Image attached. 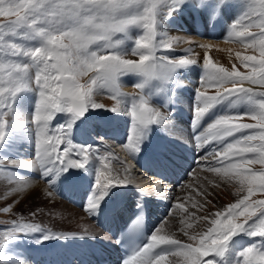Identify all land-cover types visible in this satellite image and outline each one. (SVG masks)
Listing matches in <instances>:
<instances>
[{
    "label": "snow or ice",
    "instance_id": "6c2138e0",
    "mask_svg": "<svg viewBox=\"0 0 264 264\" xmlns=\"http://www.w3.org/2000/svg\"><path fill=\"white\" fill-rule=\"evenodd\" d=\"M231 0H0V264H24L12 251L27 237L47 240L95 239L82 233L53 231L31 217L16 213L36 181H43L48 199L59 197L56 182L69 169L87 170L95 161L94 185L83 213L94 219L114 189L133 185L131 169L109 149L77 144L73 127L86 114L99 110L130 117L127 141L121 145L135 163L153 126L170 132L172 112L153 107L144 89L150 81L179 85L177 73L190 66L202 68L193 108V143L203 153L193 179L180 184L183 196L174 199L173 218L178 228L163 220L137 244L121 264H264V0H244L245 10L230 25L224 41L241 46L232 66L213 61L211 43L194 45L192 39L162 30L185 4L218 12ZM163 13V15H162ZM183 44V52L176 49ZM195 47L205 49L201 62ZM142 77L135 93H124L120 78ZM87 78V79H85ZM107 90L112 105L96 97ZM28 94L36 101L25 110ZM171 100L176 90L168 88ZM230 101L244 105L243 112L218 116L202 131V119L217 105ZM60 115L65 123L54 124ZM247 121V122H245ZM30 144V158L19 153ZM119 161V166L113 163ZM25 173H37L34 179ZM164 180L153 185L162 192ZM231 188L234 200L218 205L215 189ZM141 196L151 192L139 191ZM9 194H11L9 196ZM141 215L129 226L138 230ZM215 209V210H213ZM236 237L251 243L234 250ZM119 242V241H117ZM11 246V248L9 247Z\"/></svg>",
    "mask_w": 264,
    "mask_h": 264
},
{
    "label": "bare ground",
    "instance_id": "6f19581e",
    "mask_svg": "<svg viewBox=\"0 0 264 264\" xmlns=\"http://www.w3.org/2000/svg\"><path fill=\"white\" fill-rule=\"evenodd\" d=\"M226 13H230L233 10L232 6H229L225 9ZM162 30L168 32L172 36H179L183 38H189L192 39L194 42V45H198L201 43H211L213 45L211 50L208 51V55L213 59L214 62L218 64H227V62L232 61L235 59L236 53L240 52L241 54H251L249 52H245L244 49L233 43H227L224 41V36L226 35L227 31L229 30L226 22L224 24H219L217 27L213 26L211 28V33H217L220 36V39L213 40L208 39L205 37H191L186 35L185 32H180L179 30H175L174 32L171 31V26L167 27L166 25L161 24ZM176 33V34H174ZM204 33H207V30H204ZM186 46L188 44H183L181 46ZM205 49L195 47V53L197 56L202 57L205 55ZM196 56V57H197ZM197 68L193 67L187 71V74H189V77L192 78V81L190 82L191 86H194L197 83V76L195 75ZM202 71V70H201ZM198 70V73L201 72ZM202 73V72H201ZM179 79H181V75L184 76L185 73L178 71L177 73ZM128 78L121 79V88L125 91H131L134 87L130 86V82L128 81ZM134 82V80H131ZM155 85L152 84L149 89H146L147 91H150L152 93V98L157 103L164 105L167 107L168 104V95L165 92H162L159 90H154ZM196 87H194L195 89ZM227 104H229V101H226ZM230 105V104H229ZM30 106V105H29ZM28 104H25V110L27 113L31 114V109H29ZM223 106V105H222ZM225 106V105H224ZM225 108V107H224ZM224 108H221V106L216 107V113L222 111ZM193 109H191L192 111ZM193 116V115H192ZM104 117L100 116L92 121L91 120L87 123H84V125H78L73 127V131L75 132V135L78 137H82L85 133L81 128H87L92 127L94 123L99 122L104 123L103 129H110V131L113 132V136L119 140L122 138L123 134L125 133V129L127 128L126 117H119V116H113V117ZM67 117L64 116L63 119H60L61 122L65 123ZM107 119V120H105ZM173 121L170 132H166L161 130L159 127L153 126L151 135L149 136L148 140V146L147 147H154V144H158L163 138L172 137L175 138L179 142H187V143H193V136L191 134V130L193 131V121L191 122H177L175 119H172ZM117 122L121 125L124 123V128L120 129V127L117 125ZM212 123V122H211ZM210 123V124H211ZM188 126L187 128L185 127ZM208 124H205V127H207ZM204 127V128H205ZM87 130V129H86ZM109 143H111L109 141ZM162 143V142H161ZM145 146H142L141 151L139 155L135 159V163L131 160H128L125 157L126 162L128 163L130 169H131V179L133 182L132 186L129 184L126 188L123 189H114L115 195L109 199L106 203L101 205V213L109 211L112 207L117 205L120 200L122 201H128L131 204L135 203V200L131 195H139L140 190L142 189L145 193L151 192L152 194L158 193L155 192L153 189V185L159 182V180L152 178L151 176L145 175L142 171H140L139 166L137 165L136 161L138 160L139 156L144 154ZM33 153V147L30 144H24L21 146L19 153H8V155L13 156L15 158L17 155L23 156L24 158H30ZM116 166H119V163L116 161H113ZM96 168V162L93 161L89 166L87 170H79V169H69L66 173L60 176L56 182V190L59 194V197H54L53 199H48L44 195V189L45 185L43 181H36L32 184L31 189L29 190L26 198L22 197L21 202L16 207L18 209H26L29 212L32 210H35L37 212V216L41 217L43 220V227L51 228L53 231H71L76 233H82L84 230H87L88 233H91L94 235V237H97L99 234L104 235L103 232L99 230L96 226V219L101 217L97 216L94 219L89 218L87 215L83 213L84 206L80 207L73 203H70V199L72 195H81L79 199L83 198V189L85 190V181L88 182V184L92 187L94 185V172ZM195 170V169H194ZM193 170V171H194ZM191 173V172H190ZM190 173L188 178L183 182L186 183L190 179ZM25 175L31 176L34 179H39V175L37 173H25ZM89 192V193H90ZM11 194H9L10 196ZM181 196V194H177V196ZM218 205H223L221 203L216 202ZM164 220L169 221V228L172 230H176L178 228V219L173 218V211L170 210L169 214ZM39 223V222H38ZM87 240H95V239H89L85 238ZM247 240L245 237H239L234 239L235 245L234 250L236 251L244 244H247L245 241ZM73 241H77L76 239H68V240H47L42 243H37L32 238H21L16 243L20 247L19 250H12L13 252L17 253L20 257V259L24 262V264H38L40 257H42L43 261H45L49 256V259L45 261L46 264H59L60 259H58V252L61 250L60 248L62 246H67L65 249L72 247ZM82 248V246H79ZM83 249V248H82ZM65 253V259L68 260L72 254V252ZM53 252L55 253L53 255ZM55 261H52L53 258H55Z\"/></svg>",
    "mask_w": 264,
    "mask_h": 264
},
{
    "label": "rangeland",
    "instance_id": "374dc122",
    "mask_svg": "<svg viewBox=\"0 0 264 264\" xmlns=\"http://www.w3.org/2000/svg\"><path fill=\"white\" fill-rule=\"evenodd\" d=\"M230 3H234V4H236V6H237V13L236 14H234L235 16L233 17V21H235L242 13H243V11L245 10V2H244V0H231V2ZM183 9V8H182ZM162 15H163V13H162ZM167 19H163L162 20V23H163V21H166ZM4 21L3 20H0V23H3ZM174 34H176V33H174ZM217 35H219V34H217ZM220 36V35H219ZM205 38H207V37H205ZM208 39H211L210 37L208 38ZM188 47H190L189 45H184V46H180L179 48H177L176 49V51L177 50H181L182 52L184 51V50H186ZM251 53V52H250ZM252 54V53H251ZM197 59H199L201 62L203 61V58H204V56H202V57H199V56H197L196 57ZM238 63V61H235V59H233L232 61H230V62H227V64L225 63V64H220V65H222V66H225V67H231L232 66V64L233 63ZM85 79H87V78H85ZM121 79V78H120ZM160 91H162V92H166V89H165V87H164V85H163V87H162V89H160L159 90V92ZM197 94V93H196ZM196 96V95H195ZM36 96L34 95V94H28V97H27V100H26V102H25V104H28V106H29V109H31V111L33 110V105H34V103H35V101H36ZM96 100H97V102H99V103H104L106 106H111L112 105V103H113V101L109 98V94L107 93V90H103L102 91V93L100 94V95H98L97 97H96ZM161 105V104H160ZM164 106V105H163ZM239 106H243V105H239ZM165 107V106H164ZM245 107V106H244ZM165 108H167V107H165ZM112 115H115V116H117V115H119V114H116V113H113V112H111V111H104V110H99L98 112H91V111H89V115H87L85 118H83L82 120L84 121H86V119H87V121L85 122V123H87V122H89L90 120L92 121V120H94V118L95 117H100V116H102V117H106V116H109V117H112ZM120 116H125V115H120ZM62 117V118H61ZM89 117H93V118H89ZM128 117V116H127ZM60 118L61 119H63L64 118V115H60V116H58L54 121H53V123L54 124H57V123H63V122H61L60 121ZM130 118V117H129ZM82 120H78L77 122H76V125L75 126H77L79 123H80V121H82ZM92 122H94V121H92ZM212 122V121H211ZM210 122V123H211ZM245 122H247V121H245ZM83 123V122H82ZM209 123V124H210ZM84 124V123H83ZM95 124V123H94ZM208 124V125H209ZM82 125V124H81ZM127 138H128V136H127ZM72 139H73V141L75 142V143H77V144H81V143H79V141H76L75 139H74V135H73V133H72ZM113 152H115L116 153V155L117 156H119V152H121V149H120V146H115V147H113ZM125 158V157H124ZM120 159V158H119ZM121 161H123L122 159H120ZM193 179V177H192V175L190 174V179H189V181L190 180H192ZM215 191L216 192H218V197L216 198V200H215V202H218V203H221V204H223V205H226V204H228V203H230V202H232L233 200H234V197L231 195V192L233 191L231 188H229L227 191H225L223 188H220V189H215ZM179 194H181V196H183L184 195V193L182 192V190H181V188L179 189ZM180 196V195H179ZM178 197V196H177ZM213 210H215V209H213ZM16 213L19 215V214H23L24 216H26V217H31V212H29L28 210H26V209H18V208H16ZM33 220H35L36 222H39L41 225L43 224V220H42V218L41 217H39V216H35V217H31ZM9 217L8 216H0V224H7V223H9ZM10 248H11V246H9ZM14 247L15 248H12V250H19L20 249V247L17 245V243L15 242V245H14Z\"/></svg>",
    "mask_w": 264,
    "mask_h": 264
}]
</instances>
